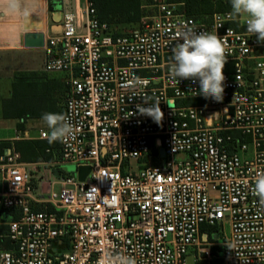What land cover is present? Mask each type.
Segmentation results:
<instances>
[{"label": "built area", "instance_id": "2783aa9c", "mask_svg": "<svg viewBox=\"0 0 264 264\" xmlns=\"http://www.w3.org/2000/svg\"><path fill=\"white\" fill-rule=\"evenodd\" d=\"M153 6L115 36L85 0L44 37V71L67 76L63 115L77 128L57 162L90 170L83 181L50 173L42 188L39 168L1 157L0 205L18 218L0 264H99L106 250L137 264H264V207L253 195L264 174V45L231 11L203 23L182 3ZM189 31L226 41L220 103L197 95L198 81L169 76ZM144 100L160 103L159 124L138 112Z\"/></svg>", "mask_w": 264, "mask_h": 264}, {"label": "crops", "instance_id": "0c3cea01", "mask_svg": "<svg viewBox=\"0 0 264 264\" xmlns=\"http://www.w3.org/2000/svg\"><path fill=\"white\" fill-rule=\"evenodd\" d=\"M85 0H19V10L9 12L7 6L0 0V159L9 150L18 155L24 164L34 165L39 168V176L44 175L40 186H47V175L52 173L59 176L58 158L53 156V161H45L38 157L39 151L25 143L46 141L39 138L41 131L48 132L46 124L41 117L21 119L19 117H3L2 102L12 96L14 84L21 83V76H30L32 80L25 81L29 84L32 94L46 107L45 113L63 114L64 104L61 111L54 109L55 97L65 101L67 94L66 79L63 73L48 74L44 71L45 56L42 48H27L24 46V35L27 33H42L45 36L59 31V17L62 12L80 13ZM47 75L40 78V75ZM49 75V76H48ZM29 92V91H28ZM46 126V127H45ZM45 127V128H43ZM45 129V131L43 130ZM19 143L20 155L15 151L13 143ZM9 143L10 148H2L1 144ZM49 150H45L48 153ZM53 150H51V153ZM74 169V168H73ZM57 173V175H56ZM4 191L2 173L0 171V196ZM0 205V250L10 248V243L5 237L7 234V222L14 219L9 212ZM18 215V214H17Z\"/></svg>", "mask_w": 264, "mask_h": 264}, {"label": "clouds", "instance_id": "9594fccd", "mask_svg": "<svg viewBox=\"0 0 264 264\" xmlns=\"http://www.w3.org/2000/svg\"><path fill=\"white\" fill-rule=\"evenodd\" d=\"M9 12L19 10V0H3ZM231 12L229 19L243 20L246 31L256 36L257 42L264 45V0H230ZM231 31V29H229ZM182 42L172 49V63L169 66V76L178 83L180 80L199 82V92L205 100L220 103L224 98L223 70L227 63L226 41L218 35L210 33L185 32ZM149 107L137 106L138 112L150 117L159 124L163 119L160 103H148ZM42 121L46 124L48 132L45 138L49 144L54 142L66 143L76 138L77 128L63 114L44 113ZM253 195L258 203L264 207V174H259L254 182ZM99 264H137L132 256L114 253L106 250L99 260Z\"/></svg>", "mask_w": 264, "mask_h": 264}, {"label": "trees", "instance_id": "16d2710c", "mask_svg": "<svg viewBox=\"0 0 264 264\" xmlns=\"http://www.w3.org/2000/svg\"><path fill=\"white\" fill-rule=\"evenodd\" d=\"M89 1L93 4L99 21L104 22L107 25L110 24L112 18L114 17H117L118 22L121 24L136 23L139 21V0ZM167 2L182 3L180 9L186 16L192 17L203 23H207L214 12L231 11L230 0H169ZM113 35L121 36V34L116 33H113ZM28 85L29 84L25 83V80H21V83L13 85L11 98L2 102L3 117H19L23 120L27 118L42 117V114L45 113L46 107L38 98H32L34 96ZM176 104L180 105L181 103L178 101ZM25 144L27 146L32 144V146H34L33 149L36 148V150L42 155L41 157H38V154L36 153V160H40L41 158L45 161H53L51 150L59 148V142L49 144L47 140ZM13 145L15 151L19 153L21 158V148H19V143L15 142ZM1 147L10 148V145L9 143H3L1 144ZM45 150H49V152L45 153ZM49 210H51V208H49ZM8 214L14 219L18 218V215L15 212L11 211Z\"/></svg>", "mask_w": 264, "mask_h": 264}, {"label": "rangeland", "instance_id": "374dc122", "mask_svg": "<svg viewBox=\"0 0 264 264\" xmlns=\"http://www.w3.org/2000/svg\"><path fill=\"white\" fill-rule=\"evenodd\" d=\"M154 1L155 0H139V4H140L139 16H140V18H139L138 22L121 24L118 22V18L114 17V18H112L110 24L107 25L108 30L111 33H116V34H121V35L122 34L125 35V34L129 33L130 31H132L136 27L140 26L144 22L143 20L146 17H150L151 15L154 14V12H155L154 6H153ZM166 1H169V0H166ZM40 78H43V79L46 78L47 79V75H45V74L40 75L39 80H40ZM29 79L32 80V78L30 76H21V80L28 81ZM55 98H56L55 99L56 104L54 105V109H56V111H61L62 106L64 104V100L62 98H59V97L57 98V95ZM180 103H181V105L184 104V102H180ZM186 103L187 104H195L196 101H188ZM45 127H43V128H45ZM43 130L45 131V129H43ZM58 151H59V148L56 150H53L52 157L53 156L57 157ZM57 168L59 169V171H61V173L63 175H71L73 173V166L71 164H59ZM46 178L51 179L50 173L47 175V171H46ZM55 188L57 189V186ZM224 231L228 232L227 227L224 228Z\"/></svg>", "mask_w": 264, "mask_h": 264}, {"label": "water", "instance_id": "95a60500", "mask_svg": "<svg viewBox=\"0 0 264 264\" xmlns=\"http://www.w3.org/2000/svg\"><path fill=\"white\" fill-rule=\"evenodd\" d=\"M44 43V35L42 33H27L24 35V46L27 48H42ZM105 152V150H103ZM10 153L8 150L6 154ZM159 154L163 155V150H159ZM89 167H77L73 169L78 181H83L85 176L88 174ZM57 175V173H56ZM216 236H214L215 238Z\"/></svg>", "mask_w": 264, "mask_h": 264}]
</instances>
